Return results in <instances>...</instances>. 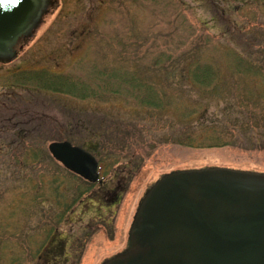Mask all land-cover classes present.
I'll return each mask as SVG.
<instances>
[{"label": "rangeland", "instance_id": "374dc122", "mask_svg": "<svg viewBox=\"0 0 264 264\" xmlns=\"http://www.w3.org/2000/svg\"><path fill=\"white\" fill-rule=\"evenodd\" d=\"M226 50L262 73L233 74ZM164 53L171 57L153 65ZM195 56L217 65L214 90L186 79ZM93 65L136 70L171 95L172 108L145 109L113 94L80 100L8 82L23 69L83 78ZM181 106L193 109L184 120ZM212 130L233 138L205 148L168 140ZM52 140L90 152L104 187L71 176L48 153ZM25 145L39 148L35 164L22 162ZM214 168L264 175V0H51L15 56L0 61V264H104L103 256L124 247L142 195L157 179Z\"/></svg>", "mask_w": 264, "mask_h": 264}, {"label": "water", "instance_id": "95a60500", "mask_svg": "<svg viewBox=\"0 0 264 264\" xmlns=\"http://www.w3.org/2000/svg\"><path fill=\"white\" fill-rule=\"evenodd\" d=\"M47 4L0 0V61L15 56ZM46 149L71 173L101 183L82 147L52 140ZM130 234L133 249L104 264H264V175L226 168L165 175L140 203Z\"/></svg>", "mask_w": 264, "mask_h": 264}, {"label": "trees", "instance_id": "16d2710c", "mask_svg": "<svg viewBox=\"0 0 264 264\" xmlns=\"http://www.w3.org/2000/svg\"><path fill=\"white\" fill-rule=\"evenodd\" d=\"M223 56L229 59V67H231L233 74H239L242 71L247 72V74L253 73L254 75L262 73L260 66H256L254 63L243 59L232 50H226V52H223ZM170 57V53L159 54L152 61V64L155 66L157 64L161 65L163 58L169 59ZM139 74L134 69L124 68L123 65L102 68H96L93 65L89 69L87 77L85 76L86 78L67 72L56 73L46 69H23L11 73L8 77V82L26 87V89L33 88L39 91H50L60 95L72 96L80 100L85 98L100 99L101 96H105L106 94H113L115 98H131V101L137 106L144 107L145 109L152 108L162 111L166 108H172L171 95L166 94L165 91L161 90L162 88L158 89L155 87L154 83L148 80L145 75ZM185 77L193 86L203 92H207L214 90L220 76L218 67L212 60L201 59L195 56L186 65ZM191 108L192 106L190 108H187V106L179 107V118L184 120L185 116H189L193 112ZM165 137L169 138L168 136ZM229 138L231 140L233 134L228 131L224 133L212 130L210 132H203V134L184 133L168 140L189 147L205 148L226 145ZM23 150L22 162H33L35 164L39 156V148L25 145ZM70 174L71 176L79 177L73 173ZM51 182L59 181L54 177L51 178ZM83 182L87 187L91 186V183L85 180ZM53 189L56 190L57 186ZM81 192L82 190H78L77 195Z\"/></svg>", "mask_w": 264, "mask_h": 264}, {"label": "flooded vegetation", "instance_id": "af4514ba", "mask_svg": "<svg viewBox=\"0 0 264 264\" xmlns=\"http://www.w3.org/2000/svg\"><path fill=\"white\" fill-rule=\"evenodd\" d=\"M49 1L51 2V0H48V4H47V6H46V8L49 6ZM42 17H43V14L41 15V20H42ZM41 22V21H40ZM39 22V23H40ZM36 29V28H35ZM35 29H34V31H35ZM21 41V40H20ZM19 41V42H20ZM18 42V43H19ZM97 161V160H96ZM98 168H99V164H98V161H97V174H98ZM81 178V177H80ZM100 178H102V177H100L99 176V174H98V179L99 180H102L101 181V183H99L98 181H95V182H92L91 184L92 185H94V184H96V186H97V188L98 189H102L103 187H104V185H105V183H106V179H104L103 180V178L102 179H100ZM84 180V179H83ZM159 179H157L156 181H158ZM86 181V180H85ZM155 181V182H156ZM88 182V181H87ZM154 182V183H155ZM90 183V182H89ZM153 185V184H152ZM151 185V186H152ZM151 186H149V188L151 187ZM148 190V188H146L145 190H144V192L145 191H147ZM142 197H143V199H144V197H145V193L142 195ZM142 197L139 199V200H141L142 199ZM114 198V197H113ZM140 202V201H139ZM139 202H138V204H139ZM137 204V205H138ZM137 207H134V209H136ZM129 230V229H128ZM132 239H131V234H127L126 236H125V245H124V247L121 249V250H119L118 252H115V253H113V254H111V255H105V256H103L102 257V261L103 262H106V261H109V260H112V259H114V258H116V257H120V256H123V255H125L127 252H129V248H131V243H132V241H131ZM129 244V245H128ZM128 246V247H127ZM130 246V247H129Z\"/></svg>", "mask_w": 264, "mask_h": 264}]
</instances>
